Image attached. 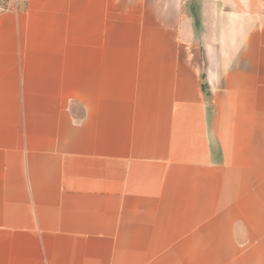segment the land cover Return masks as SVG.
I'll return each mask as SVG.
<instances>
[{
	"label": "crops",
	"instance_id": "1",
	"mask_svg": "<svg viewBox=\"0 0 264 264\" xmlns=\"http://www.w3.org/2000/svg\"><path fill=\"white\" fill-rule=\"evenodd\" d=\"M0 7V264H264V0Z\"/></svg>",
	"mask_w": 264,
	"mask_h": 264
},
{
	"label": "rangeland",
	"instance_id": "2",
	"mask_svg": "<svg viewBox=\"0 0 264 264\" xmlns=\"http://www.w3.org/2000/svg\"><path fill=\"white\" fill-rule=\"evenodd\" d=\"M7 0H0V7L1 8H8L9 6L6 4ZM19 5L23 4V0H17Z\"/></svg>",
	"mask_w": 264,
	"mask_h": 264
}]
</instances>
